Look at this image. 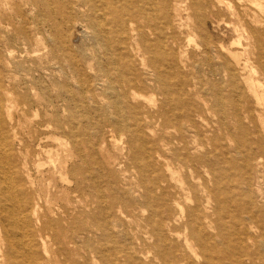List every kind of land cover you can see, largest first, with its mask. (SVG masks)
I'll return each instance as SVG.
<instances>
[{"label":"bare ground","instance_id":"1","mask_svg":"<svg viewBox=\"0 0 264 264\" xmlns=\"http://www.w3.org/2000/svg\"><path fill=\"white\" fill-rule=\"evenodd\" d=\"M244 1L0 0V264H264V0Z\"/></svg>","mask_w":264,"mask_h":264},{"label":"rangeland","instance_id":"2","mask_svg":"<svg viewBox=\"0 0 264 264\" xmlns=\"http://www.w3.org/2000/svg\"><path fill=\"white\" fill-rule=\"evenodd\" d=\"M244 2L247 4L246 9L248 8L249 11H254V12L257 11L258 14L262 13V12L261 13L258 12L257 8L255 6H252L251 3H249V0H245ZM236 8H237L236 11L238 12H242V9H244V7H241V6H238ZM204 15H205L204 21H203L204 28L206 29L208 34L211 35V37H213L214 39H218V37H222V38H225L227 41L230 40V38L234 35L233 15L231 14L230 10L226 9L223 6L220 8L211 6L210 8L208 7L205 9ZM193 23L195 22L193 21ZM76 35L77 36H75L74 38V43L77 44L78 42L79 44L82 39L81 37L82 34L77 33ZM197 40H199V36L197 37ZM191 50H194V48ZM193 52H195V50ZM192 75H195V73H192ZM256 184H257V181H256ZM259 185L260 183L258 184V187Z\"/></svg>","mask_w":264,"mask_h":264}]
</instances>
